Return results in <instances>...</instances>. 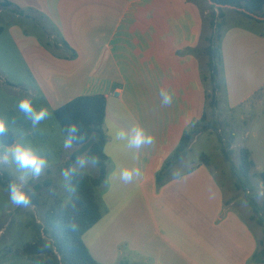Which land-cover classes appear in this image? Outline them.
Segmentation results:
<instances>
[{
    "label": "crops",
    "instance_id": "0c3cea01",
    "mask_svg": "<svg viewBox=\"0 0 264 264\" xmlns=\"http://www.w3.org/2000/svg\"><path fill=\"white\" fill-rule=\"evenodd\" d=\"M2 1L0 14L12 19L0 41L17 50L27 71L26 78L11 80L17 91L40 97L53 115L79 96L107 98L104 214L83 236L92 257L100 264H264L252 260L262 228L252 227L255 213L235 183L225 191L210 166L190 171L192 162L175 173L178 162L164 185L157 184L183 133L205 110L209 36L200 5L194 0H5L12 5L4 7ZM222 56L226 111L262 104L264 28L230 27ZM162 90L174 94L170 106L163 104ZM137 126L154 137L153 145L129 147ZM12 131L15 143L6 150L19 145ZM119 131L124 138L117 137ZM136 168L139 177L121 179L122 170Z\"/></svg>",
    "mask_w": 264,
    "mask_h": 264
},
{
    "label": "trees",
    "instance_id": "16d2710c",
    "mask_svg": "<svg viewBox=\"0 0 264 264\" xmlns=\"http://www.w3.org/2000/svg\"><path fill=\"white\" fill-rule=\"evenodd\" d=\"M214 6H228L237 9H245L248 13L264 17V0H210ZM4 7L12 4L2 1ZM222 11V9H220ZM247 16V15H246ZM253 19L251 16H247ZM210 28L212 33L207 38V47L204 54L207 57V74L203 75V83L206 86V104L201 118L194 121L191 126L183 133L175 151L165 162L161 171L157 174V184L159 187L164 185L163 179L169 174L170 170L180 162L191 150L195 139L205 131L218 134L220 141L224 142V154L230 161L228 149H232L237 138V132L231 127L227 133H222V125L219 121V109L221 102L226 95L225 74L222 56V41L226 31L232 26L224 25L218 18H224V13L217 15L211 14ZM258 24L264 21L255 20ZM44 44V43H43ZM52 43H45L48 48ZM74 56V53H73ZM107 109V98L105 95H83L79 96L67 104L54 111V116L60 125L64 136L67 138V129L76 125L78 128L77 136L83 139L74 140L72 146L77 150L73 153L71 163L76 162L78 156L87 157L91 162L92 158L97 159L94 165L98 168V175L93 176L87 173H77L71 178L68 199H58L49 205L44 213L43 224L34 226L35 234L33 240L22 250H11L13 255L26 258L29 261L39 264H100L89 252L83 241L84 234L90 230L104 214V207L101 201L100 188L105 184L109 173V158L105 154V145L108 141L105 129V118ZM226 126L230 127L229 124ZM15 143L14 133L6 130L5 135L1 136L2 148L13 146ZM92 163V162H91ZM211 158L208 155H201L198 162L190 171L199 165L210 166ZM255 163L249 149L240 150V160L234 165V173L237 176L235 188L242 190L245 194V201L252 207L259 226L263 231V238L259 243V249L253 257V261L264 263V172L259 175L262 183V200H259V192L253 186L252 178ZM33 181H31L32 183ZM1 185L9 190V185L16 183L17 178L9 172L3 171L0 175ZM51 181L44 183L49 186ZM41 183L33 186V191L26 190L31 197V205L39 206V191ZM75 189L72 191L71 189ZM75 222L77 230L71 231L69 225ZM47 245V247H45ZM1 258L0 261H5ZM117 264H126L119 262Z\"/></svg>",
    "mask_w": 264,
    "mask_h": 264
},
{
    "label": "rangeland",
    "instance_id": "374dc122",
    "mask_svg": "<svg viewBox=\"0 0 264 264\" xmlns=\"http://www.w3.org/2000/svg\"><path fill=\"white\" fill-rule=\"evenodd\" d=\"M194 1L202 9L205 19V32L208 36L212 33L210 21L213 12L217 15L224 13V18H218V21L224 22L227 27L241 23L258 29L264 28L255 21H264V17L252 15L245 9L214 6L210 0ZM246 15L251 16L253 19H249ZM11 19L9 13L0 14V26L5 31L0 36V40L2 37H6ZM22 21L24 25L26 24V27L27 24L32 26L31 23H27L25 20ZM40 22L47 25L44 21ZM26 77L27 71L17 50L0 41V119L5 121L6 130L12 133H14L12 130H15L19 145L32 148L47 161L41 174L34 176L31 172L20 169L15 163L12 155L13 149H4V153H0V159L5 155L4 162L0 160V175L3 171L9 172L18 179L19 185L29 192L33 191V186L36 183L42 184L39 191L40 205L33 206L30 204L23 207L11 203L9 190L5 189L0 183V259L6 258L5 261H0V264H39L26 258L17 257L13 255L11 250H22L33 240L34 226L43 224L44 213L49 205L58 199H68L70 182L65 180L62 173L76 163H71V159L77 148L75 146L64 147L66 137L45 102L28 91L27 93L24 90L17 91L11 83V80L15 78L24 79ZM25 98L31 100L35 110L39 111L41 108H45L49 113V116L35 127H33L31 120L19 110L18 105ZM259 99L262 101L259 106L249 110L245 108L237 109L234 113L226 111L223 101L221 102L219 121L222 125V133H227L231 127H234V130L238 133L232 149H228L230 161L225 157L224 149L226 147L224 142L220 141L218 134L205 131L200 134L198 140L192 146L191 152L186 155L184 162H179L177 168L173 171L178 173L188 167V163L196 164L201 155H208L211 158L212 173L216 175L225 191H228L231 185L230 182L234 184L237 181L234 165L239 163L240 150L246 148L252 151V158L255 163L252 183L257 191H260L259 175L264 172V94H261ZM242 114H244V118H241ZM226 124H229L230 127ZM70 151L71 154L64 162L65 155L69 154ZM77 173L96 176L98 175V168L88 161L83 168L78 167ZM48 180L51 181V184L45 186L44 183ZM31 181L33 182L31 183ZM99 193H101V190ZM251 225L255 229L259 226L255 219Z\"/></svg>",
    "mask_w": 264,
    "mask_h": 264
},
{
    "label": "clouds",
    "instance_id": "9594fccd",
    "mask_svg": "<svg viewBox=\"0 0 264 264\" xmlns=\"http://www.w3.org/2000/svg\"><path fill=\"white\" fill-rule=\"evenodd\" d=\"M160 95L162 97V102L165 106H170L173 103L174 94L171 91H161ZM19 110L24 113L32 122L33 127L38 125L42 120H45L49 113L47 109L41 108L39 111L35 110L30 99H23L20 101ZM132 134L128 138L129 147L140 149L144 146H151L154 144V137L152 135L146 134L145 130L141 127H133ZM6 133V123L3 119H0V136ZM67 138L64 141V147H71L74 140L83 139L82 136H77L78 128L76 125H72L67 129ZM118 138H124L125 133L119 131L117 133ZM13 159L20 169L31 172L34 176H39L42 169L46 166L47 161L34 151L30 147H25L23 145H16L12 151ZM92 164L97 163L95 157L91 160ZM88 163V159L85 156H78L76 163L63 171L62 175L66 181H71V178L77 174L78 167L83 168L85 164ZM141 175V170L136 169H124L120 173V177L125 182H129L133 179V176L139 177ZM75 191V189H71ZM10 200L11 203L16 206L27 207L31 204V197L29 193L24 190L23 187L12 183L9 185ZM71 231L77 230V224L75 222L69 225ZM47 247V245H45Z\"/></svg>",
    "mask_w": 264,
    "mask_h": 264
},
{
    "label": "built area",
    "instance_id": "2783aa9c",
    "mask_svg": "<svg viewBox=\"0 0 264 264\" xmlns=\"http://www.w3.org/2000/svg\"><path fill=\"white\" fill-rule=\"evenodd\" d=\"M119 94V93H118Z\"/></svg>",
    "mask_w": 264,
    "mask_h": 264
}]
</instances>
